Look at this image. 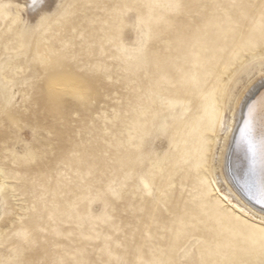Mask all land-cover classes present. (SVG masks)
I'll use <instances>...</instances> for the list:
<instances>
[{"label": "rangeland", "instance_id": "1", "mask_svg": "<svg viewBox=\"0 0 264 264\" xmlns=\"http://www.w3.org/2000/svg\"><path fill=\"white\" fill-rule=\"evenodd\" d=\"M169 2L55 0L40 14H30L17 6L0 8V65L6 68L0 74V110L8 98L15 95L9 115L37 126L39 143L50 146L48 159L31 169L22 164L13 165L11 160L5 162V153L10 154L13 145L8 143L5 147L8 116H0V129L5 130L0 135V180L7 186L9 196L15 187L16 196L23 197L28 204L36 200L40 209L47 205L45 223L48 212L53 213L57 223L50 227H57L63 233L57 240L62 246L60 252L84 249L85 259H111L113 264L117 257L128 264L153 258L147 248L137 249V245L144 242V224L149 223L148 215L155 206L154 198L143 195L138 180L140 173L148 171L147 161L141 164L140 158L152 149L161 154L168 151L169 165L179 162L178 167L170 169L175 188L167 212L157 214L160 223L167 222L170 228H175L182 218L185 223L195 225L188 231L201 241L200 248L229 255L241 254L249 248L259 238L257 230L264 227V223L247 218L223 201L210 172L212 152L208 154L207 170L197 167L203 142L211 140L210 147L214 149L216 138L209 127L213 104L223 98L226 90L234 91L235 85L239 86L238 92L245 87L238 82L237 68L242 69L253 60V51L245 46L247 31L230 26L224 18V9L211 7L213 4L227 6L232 0H186L207 3L209 7L202 11L193 9L200 12L202 30L178 43L166 24L155 23L157 18L167 15L163 5ZM245 2L258 4L259 0ZM56 3H63L73 14L52 16L39 30H25V21L35 25L42 15L55 9ZM145 4L160 6L151 10L153 32L158 33L159 38L150 42L147 61L136 51L137 32L133 27L138 13L149 15V9L143 7ZM125 6L132 11L124 17L126 26L120 31L114 21L126 11ZM165 47L171 49L170 58L158 65L152 54L162 52ZM20 48L22 53L14 52ZM261 54L264 52L255 50L256 57ZM9 56L12 57L10 63ZM38 59L46 60L47 66L41 67L36 62ZM5 80L14 81V86L6 89ZM25 80L34 82L36 87H22ZM49 80L86 81L92 89L90 107L85 109L66 99L63 109L54 112L48 103ZM138 108H142L144 115L151 116L146 131L150 128L152 133L144 140L143 152L138 150L141 139L137 146L134 142L131 144L133 138L127 139L131 132L129 127L137 123L132 117ZM85 121L91 127L78 135ZM200 124L205 128L201 129ZM161 127L166 129V135H160ZM49 130L54 133L51 137ZM23 134L31 139V131L26 129ZM190 140L197 145L191 146ZM133 149L138 156L131 155ZM26 171L31 175L26 177ZM126 173H132V179L123 199L116 201L106 195L117 209L113 220L103 223L95 219L103 215L104 204L90 201V197L103 191L112 181L119 183ZM146 179L151 181L152 176ZM160 183L157 178V186ZM141 207L145 209L142 214ZM108 213L112 214L111 208ZM134 214L141 218L135 243L133 229L127 227L129 222L135 223ZM152 223L151 230L156 233L155 222ZM97 233L99 241L83 239V236L95 237ZM105 236L112 237L108 241L111 257L99 251ZM48 239L55 238L49 235ZM194 243L196 240L191 243L187 238L181 240V244L189 247ZM212 258L220 259L215 255Z\"/></svg>", "mask_w": 264, "mask_h": 264}, {"label": "snow or ice", "instance_id": "2", "mask_svg": "<svg viewBox=\"0 0 264 264\" xmlns=\"http://www.w3.org/2000/svg\"><path fill=\"white\" fill-rule=\"evenodd\" d=\"M45 0H31L30 7L38 9L43 7ZM71 7V6H70ZM143 7L149 9V15L145 17L142 14H137L133 27L137 32V38L134 41L136 51L140 56L147 61L149 55V44L153 39L159 38L158 33L153 32V18L151 10L159 5L145 4ZM167 9V15L156 19L155 23H164L168 26L169 31L175 37L178 43H182L184 39L190 34H197L201 29V18L199 11L207 9L209 5L202 2L188 3L186 0H170L169 3L163 5ZM211 7L214 10L224 9V18L233 28L245 29L247 31V38L245 46L253 51V60L248 65L242 66V73L247 72L249 76L254 75L258 70L262 79H264V54L259 57L255 56V50L259 49L264 52V0H259V3L245 2V0H232L227 5L213 4ZM126 11L114 21L119 30L122 31L126 26L124 17L132 8L125 6ZM63 3H56L55 9L50 11L48 15H42L35 25H30L25 21V30H39L52 16L62 15L70 16ZM165 44H170V41H164ZM7 52L8 49L5 48ZM23 49H15L17 54L22 53ZM171 51L170 47H165L162 52L153 53L155 62L159 65L166 63L170 58L168 53ZM12 57H8L10 63ZM41 67L47 66V61L38 59L36 61ZM6 68L0 65V74H3ZM22 71L21 69L17 70ZM14 86V81L5 80V88ZM22 87L31 86L36 87V84L30 80H25ZM246 86V85H245ZM48 103L54 112H60L64 107L66 99L75 101L81 107L87 109L90 107L92 89L86 81H70L67 83H60L56 80H49L47 84ZM15 100V95L10 96L6 101L4 108L0 110V116H8V128L6 130L8 141L5 143L7 148L8 143L13 145V149L9 153H5V162L11 160L13 165H24L27 169H31L36 165L45 162L49 157V145H42L37 138L38 127L30 125L27 122H22L14 116L9 115L8 109ZM94 103V101H93ZM257 105H259V117L261 123V131L259 138L256 135V118ZM230 99L225 93L223 98L213 104V114L210 121V130L212 135L216 137V143L219 144V137L224 135L227 139L226 133H231L228 113L231 111ZM79 118L80 114H76ZM63 123V120H60ZM91 125L85 121L84 128L80 130L78 135H82L84 131L90 128ZM32 133L31 139L24 136L25 130ZM160 135H166V129L161 127ZM4 129H0V135H3ZM54 133L49 130L48 135L51 137ZM151 136L150 132L145 131L141 138L139 149L143 152L144 140ZM157 138H160L158 136ZM237 145L246 146L250 168H255V161L257 153L260 158L261 176L258 187L259 195L253 196L250 194V199H255L262 207H264V93H262L257 100H253L247 104V112L243 116V124L239 126V135L235 137ZM212 141L205 140L201 147V157L198 163V168L207 170L209 167L208 154L214 153V149L210 147ZM168 151L163 154L156 152L154 149L149 151L146 155L141 156L140 163L143 164L145 160L148 164L147 173H140L138 176L139 185L142 188L143 195L149 198H154V207L148 215L149 223L144 224V232L142 237L144 242L137 245V249L143 251L147 248L153 258L147 260H138L136 264H264V227L259 228L258 240H254L252 245L244 249L241 254L235 252L231 255L222 254L220 252L212 253L207 249L200 248L201 241L197 240L188 230L195 227V225L187 224L181 218L179 226L170 228L165 223H160L158 219L159 212H167L172 190L175 184L171 183V168L178 167L179 162L169 165ZM215 157L213 155V162ZM185 163L187 161H184ZM60 165L58 164L57 167ZM40 173H37L39 175ZM26 177L30 176V171H26ZM151 175L152 179L149 181L146 176ZM160 180V186H157L156 180ZM132 179V173H126L125 177L117 183L110 182L103 191H98L94 197H90V201L100 202L104 204V213L102 216L95 217V219L110 223L113 220V214L117 211L114 205H111L106 199V195H110L113 200L121 201L125 189L128 187L129 181ZM35 184V179L32 180ZM166 183V186H165ZM6 185H0V264H113V261L98 259L92 261L85 259L86 252L84 249L71 250L65 249L60 252L62 247L57 240L63 236V233L57 227H50L57 223L53 213L48 212L45 223L44 213L47 211V205L43 209L38 208L37 201L33 200L28 204L23 197L16 196L15 187L12 188V195L9 196L6 192ZM138 188L137 190H141ZM43 200L44 197H40ZM112 209V214L108 213V209ZM139 212L142 214L145 209L141 207ZM26 221L28 223H26ZM134 221L129 222L127 227L133 229V243H135V233L140 231L141 218L134 214ZM155 222L157 232H152V226ZM175 224L176 221H173ZM169 234V235H164ZM49 235L55 239L49 240ZM71 235V233H69ZM95 239L99 241L100 234L97 233L95 237L83 236L85 240ZM187 238L189 243L196 240V243L181 244V240ZM112 237L105 236V243L99 248L101 253L112 256L111 241ZM155 241V242H154ZM154 242V243H153ZM121 247V244H117ZM219 256L220 259H214L213 256ZM115 264H128L120 258H116Z\"/></svg>", "mask_w": 264, "mask_h": 264}, {"label": "bare ground", "instance_id": "3", "mask_svg": "<svg viewBox=\"0 0 264 264\" xmlns=\"http://www.w3.org/2000/svg\"><path fill=\"white\" fill-rule=\"evenodd\" d=\"M54 1L55 0H45L43 7L33 9L30 7L31 0H0V8L3 9L6 5L12 8L17 6L22 11H28L30 14H40V12L49 9ZM33 19L34 18L31 20ZM237 69L239 71L238 82L241 81L246 86L240 92H238L239 86L236 85L234 86L235 88L233 87L234 91L225 89V93L230 99L232 109L228 113L232 132L226 133L227 139H225L224 135L220 136L218 145L216 143L217 138L215 137V151L214 153L212 152L211 156L212 166L210 167V172L219 195L222 197L223 201L227 202L230 208L240 212L247 218L264 223V207L257 203L255 199H250V194L257 197L259 195L258 187L261 176L259 154L257 153L255 168L251 169L246 146H238L235 139V137L239 135V126L243 124V116L247 112V104L251 103L253 100H257L258 97L264 93V79L261 78L258 70L250 77L247 72L242 73L240 68ZM227 72L230 73L229 69ZM214 87L216 88L217 84H214ZM218 89L220 90L221 88L218 87ZM141 109L142 108H138L135 110L132 118L137 123L133 122L129 127L131 132L127 137L129 140H131V138L134 139L131 141V144L134 142L135 144L133 145L135 146L139 144V140L147 130L148 122L151 117L148 114L144 115ZM141 116L143 117L141 118ZM255 127L258 139L261 131L259 105H257ZM200 128L204 129L205 127H202L200 124ZM148 131L152 133L150 128ZM190 142L192 144L191 146L197 145L195 141L190 140ZM131 155L136 157L138 153L133 149ZM213 155L215 157L214 162ZM190 156H192V154ZM0 185H4L1 180Z\"/></svg>", "mask_w": 264, "mask_h": 264}]
</instances>
